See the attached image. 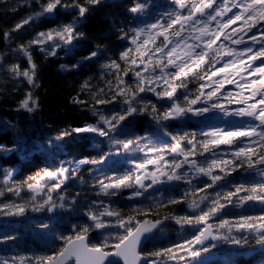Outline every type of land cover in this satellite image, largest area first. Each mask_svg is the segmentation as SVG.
<instances>
[{
  "label": "snow or ice",
  "instance_id": "snow-or-ice-1",
  "mask_svg": "<svg viewBox=\"0 0 264 264\" xmlns=\"http://www.w3.org/2000/svg\"><path fill=\"white\" fill-rule=\"evenodd\" d=\"M36 3L40 10L16 23L13 31L34 19L53 16L58 9H74L76 12L69 23H60L55 28L39 32L28 42L29 45L41 46L40 51L47 50V55L54 56L57 48H62L66 54L72 52L75 47L73 42H78L83 36L76 28L86 19L89 6L100 4L101 0H85L84 3L79 0H71V3L68 0H36ZM233 9L236 11L233 12ZM127 12L130 15L127 31L124 27L115 29L126 43V50L121 53L120 59L128 63L130 53L144 56L147 55L145 49L153 56L159 54V58L155 65L152 57L148 58L143 69L147 76L141 71L134 72L135 91L124 84L119 71L115 74V88L109 80L107 92L103 88L93 91L88 82L81 85V92L90 100L73 97L72 104L81 111L91 112L98 120L82 127L62 129L57 135L39 141V146L55 160V150L63 151L62 141L65 138L89 134L92 138H104L109 150L96 159L64 160L58 167L50 166L30 178L32 182L27 183V189L32 193L29 200L20 204H0V212L8 216H22L29 208L33 212L49 213V222L37 223L36 227L49 238L50 243L63 241L62 246L52 254L0 259V264H168L169 261L207 264L205 254L218 244L251 247L253 241L264 253V38L257 37V33L264 36V0H167L163 11L157 8L154 0H133ZM228 13L232 15L228 16ZM237 21L243 22L246 31L233 38V34H226L225 30ZM175 25L179 28L170 39L167 30ZM248 33H251L250 42L244 39ZM222 35L226 41L231 40L243 47L217 45ZM3 36L6 41L11 39L8 31ZM160 37L163 39L156 43ZM150 44L153 47L149 48ZM107 51V46L96 45L71 67L79 69L84 62H94L93 58H107ZM11 52L14 58L18 54L26 57L28 66L22 69L18 62L9 64L5 55H0V73L20 84L26 81L29 87L24 89V95L16 102V122L0 119V129L10 128L17 137L15 147L0 146V150L6 151L24 150L29 145L31 136L25 132L20 119L23 113L34 118L41 110V98L35 94V89L41 85L28 47L18 45ZM221 54L230 59L218 71H212L209 80L237 64L242 70L250 69L248 75L257 78L251 80L241 76L243 83L226 80L229 84H236L239 91L235 97L238 98L227 90L217 95L225 80L216 82L218 87L207 93L203 89L209 85H201L192 98L187 91V77L195 73L206 58L210 59L211 66L219 63L217 57ZM165 60L167 63H164ZM247 60L252 63H246ZM131 63L136 64V59L132 58ZM64 67L61 65V68ZM102 68L111 73L113 69L119 70L120 65L108 59ZM124 74H127V69H124ZM196 76L204 79V75L199 73ZM180 88L185 89L181 93L183 102L174 95ZM245 91L248 96L244 95ZM147 92L154 93L157 102H152L146 95H139ZM157 103H160L159 109ZM232 104L238 107L227 106ZM145 115L150 118L145 134L136 135L137 118ZM194 118L197 130H184L192 125ZM221 145L228 147L221 148ZM133 153H144V156L138 158ZM165 153L171 155L170 161L164 159ZM129 164L131 169L122 176L108 177L105 173V168L118 170ZM149 164L155 168L151 173L147 172ZM84 165H93L92 171L103 177L90 186L94 190L98 188L95 191L97 197H116L125 189H135L128 196L134 202L128 215L122 214L118 201L109 199L106 203L103 199L81 196L80 192L69 196L67 189L57 191L75 178ZM165 166L169 170L165 171ZM12 171L5 170L7 179L4 183L9 185V192L20 196L22 187L10 184ZM106 179L108 183H105ZM145 180L150 182L146 184ZM176 182L186 186L182 196L169 195L165 198L164 191L171 193L179 187ZM157 184L161 188L153 187ZM149 189L160 192V198L153 196ZM199 193L203 195L196 198ZM2 196L4 192L0 191ZM182 201H186L187 208L191 210L188 214L165 213L160 216L161 209ZM257 208L259 214L253 215ZM149 215L157 218H143ZM80 216H86L87 221L79 219ZM230 216H235V220L226 218ZM214 217L219 220L215 227L208 223ZM73 219L77 222L71 223ZM170 221H175L181 233L192 232V236L184 237L183 243L150 251L143 247L146 242L162 237L169 226L166 222ZM65 222L70 224L72 235L60 233L59 225ZM97 230L107 235L100 243H91L89 233ZM18 239L17 235L8 234L0 238V243ZM181 251L183 255H179ZM259 264H264V257Z\"/></svg>",
  "mask_w": 264,
  "mask_h": 264
},
{
  "label": "trees",
  "instance_id": "trees-1",
  "mask_svg": "<svg viewBox=\"0 0 264 264\" xmlns=\"http://www.w3.org/2000/svg\"><path fill=\"white\" fill-rule=\"evenodd\" d=\"M68 2L71 3V0H68ZM79 2L84 3L85 0H79ZM154 2L160 11H163L167 4V0H154ZM132 3L133 0H101V3L98 5L89 6L86 19H83L76 28V31L82 32L83 36L79 38L78 42H73L75 47L72 52L66 54L62 48H57L56 55L52 56L47 55V50L44 52L40 51L39 48L41 46L29 45L28 42L39 32L55 28L60 23H69L73 16L76 15L75 10L58 9L53 16L46 15L34 19L29 24H22L20 29L13 31L16 23L22 22L23 18L40 9L36 0H0V55H5L9 64L18 62L23 69L28 66L27 58L20 54L17 55V58H14L11 49L16 48L18 45L28 47L33 62L37 66V75L41 85L40 88L35 89V94L41 98L40 112L34 118L30 117L27 113H23L20 119V123L24 127L25 132L31 136L29 145L24 150H0V191L4 192V196L0 197V204L15 203L12 193L7 190L9 185L4 183L3 178L6 177V169H11L13 170L12 172H15L10 179L11 186L16 187L19 185L22 187V191H26L27 183L32 182L30 178L38 176L42 170L50 166L58 167L60 162L64 160L78 161L84 158L96 159L109 150L108 142L102 137L92 138L89 134L80 136L73 135L62 141L63 151L61 152L59 149L55 150L56 158L53 160L50 153L41 150L39 141L45 140L49 136L57 135L62 129L82 127L89 123H95L98 120L91 112L81 111L78 106L72 104L73 97L90 100V97L85 96L84 92H81V85L85 82H88L93 91L103 88L107 92V82L111 80L113 88H115V74L119 71V74L123 76L124 84L130 86L135 91L134 72L139 71V68L131 63V59L135 58V52L129 54L128 63H124L120 59L121 53L126 50V43L119 38L120 34L115 30L116 28L124 27L125 31H127V25L130 22V15L127 12V8ZM121 21H123V24H121ZM113 25H115V28ZM176 29H170L172 38V34ZM5 31H8L10 34L11 39L9 41L4 39L3 33ZM96 45L102 48L107 46V58H93L94 62H84L79 69L71 67L82 57L87 56L90 51L94 50ZM108 59L115 60L120 65V69H113L111 73H108L102 68V65L108 62ZM61 65H65L66 67L61 68ZM124 69H127L126 75L124 74ZM211 69L212 66L209 59L205 64L197 68L195 73H191L187 77V91L192 94V98H194L200 86L205 85L204 82L210 74ZM196 73L204 75V79H199ZM181 79L185 78L182 77ZM0 80L3 81L0 82V90H2L0 91V119L16 122L18 115L15 111L16 102L22 98L24 89L29 86L26 84V81L20 84L17 81H13L10 76H6L4 73H0ZM175 83H179V81ZM15 87H18L19 90H14ZM159 90L158 88L157 91ZM184 92L185 89L180 88L174 95L179 97L180 101L183 102L181 93ZM139 95H146L152 102H157V97L154 93L147 92ZM106 98L110 99V97ZM97 107L104 108L102 105H97ZM157 108H160V103H157ZM149 120L150 118L146 115L137 118L135 124L136 135L145 134ZM184 130H197L195 121L192 122L190 127ZM16 139V133L10 128L8 130L0 129V146H3V148L15 147ZM183 143L186 144V142ZM165 155H168V153H165ZM143 156L144 154L138 155L137 157L142 158ZM170 158H172L171 155ZM107 163L105 161V165ZM93 167V165L82 166L76 177L71 178L62 186V189L57 191L67 189L69 196L80 192L81 196L86 195L90 199H103L107 203L109 201L106 199L107 197H97L95 195V191L98 188L94 190L90 187L96 183L98 178H103L99 173L92 171ZM130 169V165H126L124 168L118 170L105 168V173L108 177L122 176ZM232 175L236 174L233 173ZM81 181H83L82 184ZM108 182L106 179L105 183ZM185 187L181 185L172 190L171 193L162 191H164L165 198L169 195H174L179 198L182 196ZM134 190V188L125 189L119 196L109 197L108 199L118 201V206L123 209L122 214L128 215L134 203L128 199V196ZM199 195H203V193L197 194L196 198ZM190 211L187 208V202L182 201L180 204L169 205L167 208L161 209L160 216L162 217L165 213H179L183 215L188 214ZM252 214L258 215L259 209H255ZM49 215L47 212H33L30 208L22 216H8L0 212V238L8 234L17 235L20 238L17 241L0 243V259H4L5 257L32 256L33 254H52L57 251L63 244L62 240L50 243L49 239H45L46 236H41V238L25 236V229L32 228L40 232L36 227L37 223L49 222L47 219ZM143 218L155 219L157 217L149 215ZM226 218L232 221L235 220V216ZM79 219L85 222L87 221L86 216H80ZM137 219H141V217L137 216ZM76 222L75 219L71 221V223ZM210 222L212 224H218L219 220L211 219ZM166 223L169 226L166 228L165 234L144 245L147 250L150 251L154 248L183 243L184 237L192 236V232L181 233L175 221ZM59 231L63 235L73 234L70 224L66 222L59 225ZM89 234L92 235L91 243H100L104 236L107 235L106 232L102 233L101 230L93 231ZM215 251L217 253L207 260V264H257L264 257V253H261L259 246L255 245L254 241L251 247L218 244L209 253H214ZM183 254V251L179 253V255Z\"/></svg>",
  "mask_w": 264,
  "mask_h": 264
},
{
  "label": "rangeland",
  "instance_id": "rangeland-1",
  "mask_svg": "<svg viewBox=\"0 0 264 264\" xmlns=\"http://www.w3.org/2000/svg\"><path fill=\"white\" fill-rule=\"evenodd\" d=\"M236 9H233V12H235ZM232 13H228V16H231ZM225 20L227 19V16L224 18ZM179 28V25H175L173 27V29H176V28ZM213 27H215V22H213ZM258 27V26H257ZM246 31V26L243 25V22L242 21H237L236 24H233V25H230L226 30H225V33H232L233 34V38H238V35H243L244 32ZM256 31V28L254 27L253 28V32ZM170 39H173L170 35V29L167 30V33H166ZM251 36V33H248L247 35L244 36V39L245 41H248L250 42L249 38ZM257 37L258 39H262L264 38V36H261L259 33H257ZM163 39V37H160L159 39H157L156 43H160L161 40ZM189 43H193V41H189ZM220 44H223L225 47H232V48H242L243 45H235L232 43L231 40H225V37L222 35L220 37V40L217 41V45H220ZM258 46V45H257ZM149 48L153 47V45H149L148 46ZM169 47H171V45H169ZM215 47V46H214ZM145 51H147V55H144V56H141L139 53H135V58H136V64L135 66L137 68H139V71H141V74L142 75H145L147 76L148 73L147 72H144L143 69L145 67V64L148 62V58L149 57H152V63L153 65H155L157 59L159 58V54H156L155 56H153L152 52L151 51H148V49H145ZM218 59H220V62L219 63H216L214 66H212V69H211V72L212 71H218V69L220 67H223L225 66V61L229 60L230 58L227 57V56H224V55H221V57H217ZM209 59L206 58L205 60V63L208 61ZM141 61H143L144 63H142ZM164 63H167V60L164 61ZM204 63V64H205ZM246 63L248 64H251L252 61L251 60H247ZM257 64H259V61H256ZM157 71H159V69H157ZM239 71V75H237V72ZM251 70L250 69H247V70H242V67L240 65H236V66H232V67H229L228 68V71L226 73H220L219 75L217 76H213L211 80L208 79V76L211 75V72H209L210 74L206 77V80L204 82L205 85H209L208 87H204L203 91L205 93L209 92V91H212L214 88L218 87V83L216 82H219L221 80H225V83H224V87L220 89V92L217 93V95H220L221 93H224L225 90L229 91V92H232L234 94V98H238V97H235V93L237 91H239V89L237 88L236 84L235 83H232V84H229L226 82L227 79H233L234 81H238L240 83H243V80H241V76H245L246 78L248 79H251V80H254L256 79L257 77L256 76H250L248 75V73L250 72ZM140 94H143V93H140ZM245 96H248L249 93L247 91H245L244 93ZM203 99V97L201 98ZM227 106H230L232 108H235V107H238V105L236 104H232V105H227ZM195 107V106H193ZM195 121V118L194 120ZM228 146H225V145H221V148H226ZM144 153H133L132 155L133 156H138V155H142ZM164 159L166 161H170L171 158H170V154L168 155H164ZM131 166V164H129ZM132 167V166H131ZM147 172L148 173H151L152 171L155 170L154 166L153 165H147ZM165 171L169 170L168 169V166H165ZM217 172L219 171V169L216 170ZM15 172H12V175L11 177L14 175ZM4 181L7 179V177H4L3 178ZM150 181L149 180H145V183H149ZM179 186L183 185L182 182H176ZM185 186V185H183ZM154 188H161V185L157 184V185H154L153 186ZM164 190V189H162ZM45 191H47V189H45ZM149 192L152 193L153 196L157 197V198H160V192H154L152 189H149L148 190ZM244 193H241V195H243ZM13 195V193H12ZM32 193L29 192V190L27 189L26 191H21L20 193V196H15L13 195V201L17 204H20L24 201H27L30 199ZM54 195V198H55V193L53 194ZM109 197H107L106 199H108ZM37 213H40V212H37ZM106 219V218H105ZM213 219H216L215 217L212 218ZM211 220V219H210ZM209 220V224H212ZM214 227L216 224H212ZM5 226H6V223H5ZM27 230V231H26ZM26 233H25V236H30V237H35V238H41V236H45L43 233L41 232H38L37 230H34L32 228H29V229H25L24 230ZM41 233V234H40ZM46 240H48L49 238L48 237H45ZM217 253V251H215L214 253H207L205 254L204 258L206 259V261L210 258V257H213L215 256V254ZM12 257H5L4 259H9L11 260ZM168 264H176V262H173V261H169ZM257 264H259V261L257 262Z\"/></svg>",
  "mask_w": 264,
  "mask_h": 264
},
{
  "label": "water",
  "instance_id": "water-1",
  "mask_svg": "<svg viewBox=\"0 0 264 264\" xmlns=\"http://www.w3.org/2000/svg\"><path fill=\"white\" fill-rule=\"evenodd\" d=\"M149 220H151V219H149ZM91 237H92V235L89 234V240H90V242H91V239H92ZM149 242H150V241H149ZM149 242H146L144 245L148 244ZM144 245H143V247H145ZM197 247H198V246H197Z\"/></svg>",
  "mask_w": 264,
  "mask_h": 264
}]
</instances>
